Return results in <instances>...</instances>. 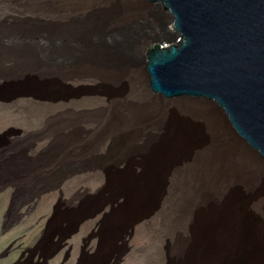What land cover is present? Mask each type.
<instances>
[{"label":"bare ground","instance_id":"1","mask_svg":"<svg viewBox=\"0 0 264 264\" xmlns=\"http://www.w3.org/2000/svg\"><path fill=\"white\" fill-rule=\"evenodd\" d=\"M107 1L110 7L88 10L80 18L47 7L49 14L69 15L66 22L52 26L35 46L24 32L7 52L15 57L11 75L20 71L13 75L23 79L32 71L38 76L27 78L29 85H48L39 108L59 97L56 89L66 87L64 81L94 84L100 103L80 109L72 99L57 118L58 141L81 155L62 168L94 169L118 205L111 212L91 213L98 201L89 194L84 213V200H76L79 191L66 199L61 183L20 180L10 164H20V158L13 155L0 165V188H13L5 203L0 198V245L5 240L0 264H120L133 249L134 224L139 218L153 223L162 195L170 200L164 221L171 239L167 264H264V155L241 133L230 132V120L205 100L145 95L138 73L144 53L175 51L182 36L174 30L172 45L160 38L152 50L147 37L131 44L127 28L146 8L144 1ZM152 3L171 23L168 11ZM131 54L136 58L130 60ZM22 186L49 190L22 192ZM52 190L58 196L46 208L50 213L34 218L42 197ZM121 229L117 247L114 234ZM28 230H36L32 240Z\"/></svg>","mask_w":264,"mask_h":264},{"label":"rangeland","instance_id":"2","mask_svg":"<svg viewBox=\"0 0 264 264\" xmlns=\"http://www.w3.org/2000/svg\"><path fill=\"white\" fill-rule=\"evenodd\" d=\"M37 1L0 0V165L6 164L8 160L13 159V155L17 154V159L20 158V164L19 162L10 163L11 161L9 163L12 164L13 172L16 175H21L20 180L25 182L42 180L51 182L50 184L54 181L61 183V189L66 199H70L79 191L80 194L76 195V200L78 201L79 198L84 200L82 209L84 213V207L91 201L88 195L93 194L98 204L91 213L98 210L111 212L112 207L118 203L107 186L98 180L94 169L87 171L79 165H73L67 169L68 171L62 168L69 159L75 163L81 155L75 148L62 146L58 141L61 133L57 131V118L66 113L72 99L75 100L80 109L83 105L94 106L101 102L94 84L85 82L77 85L71 81H64L63 84L66 87L59 86L56 89V92L60 93L59 97L55 101L45 100L47 105L39 108L37 107L38 103L46 97V94H49L47 83L46 88L29 85L27 78L35 80L38 76L32 71H29L27 78L23 79L18 77V74H16L17 76L13 75L20 71H15L11 75L10 71L13 72L15 68V57L7 52L12 43L16 42L18 36L23 35L24 32H29L28 41L35 46L42 44V37L46 36V32L52 26L66 22L69 15L65 17L63 13L52 15L47 12L46 8L51 5V7H59L60 10L64 8L68 10L70 15L80 18L86 11L110 7V3L107 0ZM121 5L127 7L124 2ZM144 7L146 8L143 9L142 14L130 23L125 38L133 44L137 39L147 37L149 40L148 49L150 50L158 44L160 45L158 41L160 38L166 45H172L174 43V30L171 28L169 18L164 11L152 2L149 5L145 4ZM116 22L118 21L113 20L112 26H115ZM36 29L40 34L35 32ZM102 34L105 33L102 32ZM120 38L118 36L117 39ZM125 46L119 45V47ZM129 58L133 60L136 56L131 54ZM46 79L49 81L48 76ZM67 149L71 150L68 154L65 153ZM120 168L124 169L122 165ZM40 188L20 187L22 192L27 190L34 193L39 190L37 194L42 189L49 190V186ZM0 190H2L0 192L1 201L5 203L13 188H0ZM57 196L58 192L53 190L44 195L33 217L38 218L45 212L50 213V210L48 211L46 208L56 201ZM169 201V199L166 200L165 195L158 198L152 224H149L145 218H139V222L134 224L135 229H132L134 233L131 241L133 249L127 253L124 261L120 264H167L171 239L165 233L164 221L168 212ZM73 202L67 205L72 206ZM0 207H2L1 203ZM92 221L94 220L92 219L88 224ZM23 225L20 226V230L24 231L26 226ZM123 230L121 229L117 234H114V243L117 247L121 244ZM35 231H27L29 240H32ZM27 237L24 238L27 239ZM2 241L5 240L2 239ZM2 241L0 247L3 246Z\"/></svg>","mask_w":264,"mask_h":264},{"label":"water","instance_id":"3","mask_svg":"<svg viewBox=\"0 0 264 264\" xmlns=\"http://www.w3.org/2000/svg\"><path fill=\"white\" fill-rule=\"evenodd\" d=\"M154 1L182 41L144 53L142 91L205 100L264 155V0Z\"/></svg>","mask_w":264,"mask_h":264}]
</instances>
